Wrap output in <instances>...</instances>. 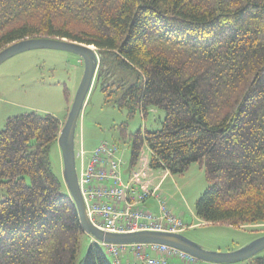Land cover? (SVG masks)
Instances as JSON below:
<instances>
[{
  "label": "trees",
  "instance_id": "16d2710c",
  "mask_svg": "<svg viewBox=\"0 0 264 264\" xmlns=\"http://www.w3.org/2000/svg\"><path fill=\"white\" fill-rule=\"evenodd\" d=\"M33 38L94 46L107 104L165 112L130 135L132 167L145 145L152 170L198 163L200 220L264 224V0H0V51ZM63 126L31 112L0 130V264H77L87 234L50 160ZM81 264L112 263L93 242Z\"/></svg>",
  "mask_w": 264,
  "mask_h": 264
},
{
  "label": "rangeland",
  "instance_id": "374dc122",
  "mask_svg": "<svg viewBox=\"0 0 264 264\" xmlns=\"http://www.w3.org/2000/svg\"><path fill=\"white\" fill-rule=\"evenodd\" d=\"M84 70L85 64L80 56L60 50H32L7 60L0 66V130L5 128L9 118L31 112L51 114L64 125ZM164 117L165 112L155 108L149 111L148 116L138 111L133 117H129L125 110L107 104L94 82L78 121L77 149L83 148L89 156L102 142L115 146L118 158L123 163L122 179L127 182L131 166L130 135L139 130L145 133L161 129ZM123 125L127 128V137L121 134L120 127ZM140 156L135 169L141 166L143 160L150 159L151 152L146 145ZM50 160L53 172L63 183L64 191H67L63 176V157L58 143L51 148ZM77 169L80 174V162ZM154 171L160 175L156 181V185L159 184L160 187L157 193L160 201L166 204L173 215L183 220L186 225L183 236L203 249L219 253L233 252L264 237V224L236 228L226 224H209L197 217V201L210 187L202 165L196 163L182 175L168 174L163 178L165 173ZM5 197L6 193L0 190V201ZM155 214L160 213L153 215ZM93 242L94 239L88 235L84 238L77 264L83 262L87 249ZM257 256L264 257V251ZM197 264L213 263L199 260ZM233 264H250V261Z\"/></svg>",
  "mask_w": 264,
  "mask_h": 264
},
{
  "label": "built area",
  "instance_id": "2783aa9c",
  "mask_svg": "<svg viewBox=\"0 0 264 264\" xmlns=\"http://www.w3.org/2000/svg\"><path fill=\"white\" fill-rule=\"evenodd\" d=\"M118 149L106 142L99 144L90 155L83 148L75 147L76 166L82 169L78 180L87 209L88 218L98 229L115 234L154 231L183 234L186 225L173 215L166 204L159 200L160 214L154 216L145 204L152 197L159 198L158 188L151 189L148 182V163L130 169L127 182L122 179V161ZM160 199V198H159ZM112 264H170L178 260L195 264L193 256L157 244L130 246L101 244Z\"/></svg>",
  "mask_w": 264,
  "mask_h": 264
},
{
  "label": "water",
  "instance_id": "95a60500",
  "mask_svg": "<svg viewBox=\"0 0 264 264\" xmlns=\"http://www.w3.org/2000/svg\"><path fill=\"white\" fill-rule=\"evenodd\" d=\"M60 50L80 56L85 64L84 75L77 90L67 120L62 128L58 144L62 152L64 164V181L67 190L77 209L84 232L96 243L125 245L157 244L183 251L197 260L213 264H233L250 260L264 251V237L257 239L246 247L233 252H210L183 234L141 231L135 233H108L94 226L88 218L86 205L79 185L76 166V130L85 102L97 77L99 57L94 46H88L67 40L50 38H33L16 42L0 51V66L12 57L32 50Z\"/></svg>",
  "mask_w": 264,
  "mask_h": 264
},
{
  "label": "crops",
  "instance_id": "0c3cea01",
  "mask_svg": "<svg viewBox=\"0 0 264 264\" xmlns=\"http://www.w3.org/2000/svg\"><path fill=\"white\" fill-rule=\"evenodd\" d=\"M143 162H145V163H149V160L148 161H146V160H143ZM160 171H162L163 173H165V175L164 176H162V178L163 177H166L168 174L169 175H171L168 171H164V170H160ZM159 174H157V172H155L154 170H152V169H150V168H148V171H147V177H148V182H149V184H150V188L153 190V189H155V188H159L160 189V187L158 186V185H156V181L159 179ZM173 176V175H172ZM161 199V198H160ZM159 198H155V197H153V198H151L149 201H147L146 202V204H145V208H146V210H148L149 212H151V213H157L158 212V214L160 213V211H159V206H160V204H159V200H160ZM156 216H158L157 214H155ZM199 261V260H198ZM170 264H186V263H182V262H180V261H178V260H175V261H172ZM195 264H197V263H195Z\"/></svg>",
  "mask_w": 264,
  "mask_h": 264
},
{
  "label": "bare ground",
  "instance_id": "6f19581e",
  "mask_svg": "<svg viewBox=\"0 0 264 264\" xmlns=\"http://www.w3.org/2000/svg\"><path fill=\"white\" fill-rule=\"evenodd\" d=\"M148 165H149V163H148ZM133 168V167H132ZM130 169H131V166H130ZM97 244H99L100 246H101V244H103V243H97Z\"/></svg>",
  "mask_w": 264,
  "mask_h": 264
}]
</instances>
